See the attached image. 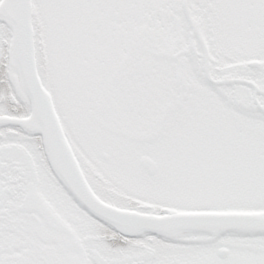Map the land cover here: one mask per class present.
Wrapping results in <instances>:
<instances>
[{
  "label": "snow or ice",
  "instance_id": "snow-or-ice-1",
  "mask_svg": "<svg viewBox=\"0 0 264 264\" xmlns=\"http://www.w3.org/2000/svg\"><path fill=\"white\" fill-rule=\"evenodd\" d=\"M0 264H264V0H0Z\"/></svg>",
  "mask_w": 264,
  "mask_h": 264
}]
</instances>
